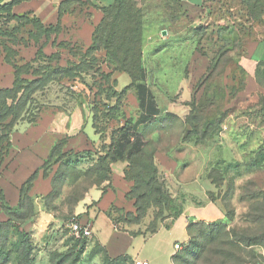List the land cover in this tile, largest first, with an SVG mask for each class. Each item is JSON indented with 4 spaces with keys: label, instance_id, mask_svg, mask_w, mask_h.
I'll return each mask as SVG.
<instances>
[{
    "label": "rangeland",
    "instance_id": "rangeland-1",
    "mask_svg": "<svg viewBox=\"0 0 264 264\" xmlns=\"http://www.w3.org/2000/svg\"><path fill=\"white\" fill-rule=\"evenodd\" d=\"M84 8L92 10L91 5ZM125 10L139 13L141 64L159 109V114L145 124L138 123L141 112L136 92L128 89L118 96L129 85V77L114 76L115 89L113 77H101L109 71L100 64L103 52L90 53L78 47L69 53L59 48H66L60 43L70 49L79 45L80 37L70 31L69 22L74 18L62 20L68 32L45 40L30 26H18L0 16V41L8 47L6 54L0 50V63L7 57L28 85L39 77L44 81L30 98L26 122L35 121L40 112L70 111L84 99L93 106L96 103L84 127L90 148L77 154H64L66 150L58 148L33 184V199L53 189L45 199L35 202L44 216L32 218L22 228L31 233L35 263L77 264L80 246L67 222L72 215H80L83 222L91 220L77 211L85 198L86 203L94 199L96 192L91 191L108 186L107 157L117 149L116 142L114 147L111 142L127 133L123 169L127 167L126 178L136 182L135 188L130 192L133 182L112 174L107 190L116 194V208L126 223L118 230L138 229L135 223H140L142 231L157 222L163 224L152 239L135 240L133 248L141 251V258L154 254L161 264L167 258L163 252L170 254L177 244V264H264V78L258 86L244 82L236 72L235 63L243 49L241 40H233L232 35L244 29V34H249L252 29L250 38L261 39L264 23L246 22L239 0H207L201 8L191 10L176 0H128ZM14 12L25 13L26 4ZM56 56L60 58L57 62ZM73 65L74 72L53 75L55 67ZM3 68L0 74L6 76ZM7 84L0 83V87ZM112 106L117 107L118 114L108 113ZM27 129V125H19L14 137L24 136ZM33 133L29 132L28 138ZM134 143L141 146L138 152L131 148ZM15 161L17 168L0 180L9 206L18 183L33 173L29 163L25 166ZM126 193L131 202L124 198ZM223 210L229 219L226 227H212L215 222H224ZM104 219L100 216L94 224L101 241L111 233ZM190 222L208 224H202L204 235L192 247L195 258L186 252L190 248L186 240ZM202 225L194 228L196 234ZM17 240V233L11 232L8 246ZM78 264L103 263L83 253ZM104 264L132 263L117 259Z\"/></svg>",
    "mask_w": 264,
    "mask_h": 264
},
{
    "label": "trees",
    "instance_id": "trees-1",
    "mask_svg": "<svg viewBox=\"0 0 264 264\" xmlns=\"http://www.w3.org/2000/svg\"><path fill=\"white\" fill-rule=\"evenodd\" d=\"M25 1L27 0H11L9 2L0 0V16H5L8 22H15L16 24H18V26H24L25 28L26 26H30L32 29H34V34L43 36L45 40H48L49 38H51V36H59L63 32H68V28L62 25V20L64 17L71 16L74 18V20L80 19L83 23H87L90 22L93 12L100 11L102 14L101 19L93 28V31L91 33V41L88 46H85L82 40L78 38V46L75 45V47L73 46L72 49H70V47L67 46L66 43H60L59 46H66V48H59L68 50L69 53L72 52L74 48L77 50L78 47V50H81L84 47L86 52L89 51L90 53L103 52L105 55L104 58L100 60V64L102 66H106L109 71L108 73H103L101 77L105 80L109 79L110 77L114 78V76H116L115 78H117L118 74H125L129 77V85L122 91L118 92V96L121 94L123 95L125 91H128V89H133L136 92V97L141 112L138 123L145 124L159 114V109L155 104L153 93L149 87V77L145 73V70L141 64L142 43L140 16L139 13H130L125 10L128 0H111L105 5L102 4L100 0H61L57 7V19L53 24H44L40 19L32 16L31 13H24L21 15L16 14L14 12V9ZM96 1L97 3H95ZM206 1L207 0L204 1L203 5L206 3ZM239 3L244 10V18L246 22L255 25H262L264 23V0H239ZM90 5L92 7V10L88 12V10L84 7H90ZM70 25V31L76 33L77 31L72 26L73 24ZM27 32L30 35V31ZM246 32L247 31L244 29L243 32L232 33L233 40H241L240 48L243 49V51L238 56V59L235 63V69L236 72H238L239 75L243 78L244 82H246L247 80L246 72L240 65V60L246 56L248 44L257 41L250 38L252 29L250 30L249 34H244ZM7 36L9 37L10 33H8ZM262 39H264V36H262V38L258 40ZM11 45L13 46L15 45V43H12ZM1 49L4 50L5 54L8 53L7 43H2L0 41V50ZM40 49H42V46H39V50ZM72 57L74 58L75 56L72 54ZM55 58L56 62L60 59L57 56ZM2 62L3 64L12 68L13 82L9 88H0V175L6 168L5 161L11 148V135L20 123L26 122L25 117L28 113V104L31 101L30 98L34 93L39 92L38 87L44 82L41 80L42 77H39V79L33 81L32 83H29L28 85L26 82H24L22 75L18 73L17 69L14 68L12 64H10L7 57H4V60H2ZM74 66L76 65H73V67L70 68L55 67L53 75H67L70 72H74ZM115 78L112 81V86L114 87V89L116 88L117 84ZM262 78H264V64L259 65L255 71L254 80L258 86H260V80ZM118 98L119 97H117V99ZM106 100L108 101V99ZM95 106L96 103H94V106L89 103V111L91 113H93ZM108 113L118 114L117 107H109ZM40 116L41 112L39 113V116L35 121L26 123L29 125H34L39 121ZM115 142L117 144V149L110 151L107 157L109 164L108 175H110L109 184L107 187L99 188L102 194H105L107 189L111 186V175L113 174L112 166L117 163L126 162L124 154L126 153V150L128 148L127 145L129 144L128 134H122L119 137L118 141H112V147L115 146ZM63 146L64 141H58L52 148L43 166L47 165L53 158V156L57 154L56 151L58 148L62 151ZM131 148L134 149V151L138 152L141 149V146L137 143H134ZM71 153L74 152L67 151L64 154ZM41 170L42 168L35 171L21 185V187L19 188V200L15 207H11L8 205V203L5 201L2 191L0 190V214H4L6 216V220H0V264H11L12 262L13 264H35L36 256L34 255L35 250L34 246L32 245L31 233L28 231H24L21 226L36 216V204L34 199L30 196V193L35 180L41 174ZM126 170L127 167L123 171L124 178L129 183L133 182L129 189V191L131 192L132 189L135 188L136 182L126 178ZM41 177L44 180L48 179L45 174L41 175ZM50 184L53 187V183L51 182ZM52 191L53 189L50 191V193H48L44 197H41L40 199H45L46 196H49ZM129 193H126L124 195L125 199L129 197L127 196L129 195ZM130 198L131 197H129V202L132 201ZM135 207V209H137L139 212L140 208H138L137 206ZM119 212L120 209H117L115 206L110 207L107 212L108 216L112 220L115 229L119 227L121 228V225L126 224L125 222H123L122 216ZM138 215H140V213H138ZM223 215L225 218L224 222H215L212 227H226V222L229 219L227 212L224 210ZM76 217L78 220L83 219V217H81L80 215H76ZM141 219L142 217H140L139 220ZM139 224L140 223L133 224L136 225L138 229H121V231H130L133 236L139 234L153 235L157 233V227L159 225L163 226L162 223L157 222L153 228H148L145 229V231H142L139 229ZM202 224L208 226L207 223L203 222H190L187 225V238L189 241L187 242V247L190 248L186 252L194 258L195 249L193 250L192 247L196 244L197 239L204 235V232L202 231L204 225ZM197 225L199 227L200 225H202L201 231L198 234H196L194 231V228ZM13 231L17 233L18 240L17 242L13 243L11 247H9V237L11 235V232ZM77 243L80 246L79 254H77L78 257H76L75 259L78 264L79 256L84 253L88 242L87 240H77ZM177 246L179 247V245ZM178 258L179 257L175 252V254L171 257L172 264H177ZM117 259H125L126 261H130L133 264L128 256H120L114 259H110L106 255H104L102 263L104 264L108 261L112 263Z\"/></svg>",
    "mask_w": 264,
    "mask_h": 264
},
{
    "label": "crops",
    "instance_id": "crops-1",
    "mask_svg": "<svg viewBox=\"0 0 264 264\" xmlns=\"http://www.w3.org/2000/svg\"><path fill=\"white\" fill-rule=\"evenodd\" d=\"M11 1V0H8ZM102 4H107L111 0H100ZM179 4L186 10L191 9H199L205 0H177ZM26 4V12L31 13L32 16L37 17L44 24H53L57 19V7L60 1L56 0H30L29 2H23ZM22 3V4H23ZM17 6L15 9H20L21 5ZM24 14V13H22ZM101 12L95 11L92 13L90 22L83 23L80 19L73 20L69 22V24H73L72 26L76 29V33L82 40L85 46H88L91 41V33L93 28L101 19ZM68 18L71 16H67ZM73 18V17H72ZM75 22V24H74ZM83 32H85L83 34ZM83 37V38H82ZM264 64V39L257 40L256 42H252L247 46V54L244 58L240 60V65L244 68L246 72V82L256 84L254 80V75L256 68L259 65ZM5 70L6 76H2L0 74V83L7 82L9 86L0 87V88H9L13 82V73L9 71L10 67L0 63V69ZM6 68L8 71H6ZM117 81V79H116ZM257 85V84H256ZM117 86V84H116ZM127 87V86H126ZM117 90V89H116ZM89 101L84 99L81 103H75L74 107L71 108L70 111H61L56 109V111H44L41 113L39 121L34 125H29L26 122L20 123L19 125H27V131L25 130V138L22 137H14L13 133L11 135V148L8 154V157L5 161V169L2 171L0 175L3 176L6 172L12 171V168H17V162L21 165H25L26 163L30 167V171L33 170V173L37 170H40L44 165V162L47 160L52 148L58 141H64V150L72 151L74 153L82 152L90 148L91 141L89 137L84 131V127L86 126L87 121H89L90 112H89ZM81 104V105H80ZM18 125V126H19ZM17 126V127H18ZM16 130V129H15ZM14 130V131H15ZM29 132H34L31 138H28ZM13 150L16 152L13 153ZM43 164L38 168V166ZM16 163V165H14ZM35 163V165H33ZM124 164L117 163L112 166L113 174L123 177ZM37 167V168H36ZM36 168V169H35ZM32 173V174H33ZM44 180V179H43ZM48 182L49 180H44ZM25 182V181H24ZM23 182V183H24ZM22 183V184H23ZM20 182L18 183V187L16 189L17 193L13 195L12 198V206L15 207L19 200V188L21 187ZM51 189V188H50ZM2 191L5 201L8 203V198L3 188L0 187ZM48 191V190H47ZM91 192H96L94 199L91 197L89 202L86 203V198L82 201L83 207L81 210L77 211V214H86L89 217L93 225L98 220L100 216L105 218L104 222L110 225L111 233L107 236L105 241L99 240L95 235V225L93 227V237L88 241V244L84 251V256L90 257L91 259L94 257L96 261H103L104 255L108 256L110 259H114L120 256H128L129 259L134 262L136 260L145 261L149 264H158L157 257L154 254H151L149 257H140L141 251L135 252L133 248V244L137 238L143 239V242L148 238L152 239L157 235L156 233L153 235L139 234L132 235L130 231H121L118 229H114L112 220L108 216L107 212L110 207H117L116 203L117 196L113 190H107L105 194H102L100 189L93 190ZM91 192L88 194L90 196ZM42 197V196H41ZM34 198L35 202L41 198ZM9 205V203H8ZM38 207V209H37ZM39 204H36V218L39 216L42 218L44 214H41L39 209ZM0 220H6V216L4 214H0ZM103 220V219H102ZM31 221H27L24 225L30 223ZM210 222V221H204ZM187 240V237H186ZM185 240V241H186ZM175 246V244H174ZM173 246V247H174ZM176 250L164 255H167V258L170 257V261L166 258V261L161 264H172L171 257L175 254ZM133 253H135L133 255ZM36 264V263H35Z\"/></svg>",
    "mask_w": 264,
    "mask_h": 264
},
{
    "label": "built area",
    "instance_id": "built-area-1",
    "mask_svg": "<svg viewBox=\"0 0 264 264\" xmlns=\"http://www.w3.org/2000/svg\"><path fill=\"white\" fill-rule=\"evenodd\" d=\"M67 227L72 237L76 240H90L93 237V223L90 221L78 220L76 215L72 216L67 222ZM115 229V228H114ZM175 249H179L177 245ZM133 264H149L145 261L136 260Z\"/></svg>",
    "mask_w": 264,
    "mask_h": 264
},
{
    "label": "water",
    "instance_id": "water-1",
    "mask_svg": "<svg viewBox=\"0 0 264 264\" xmlns=\"http://www.w3.org/2000/svg\"><path fill=\"white\" fill-rule=\"evenodd\" d=\"M163 34H165V32H163Z\"/></svg>",
    "mask_w": 264,
    "mask_h": 264
}]
</instances>
